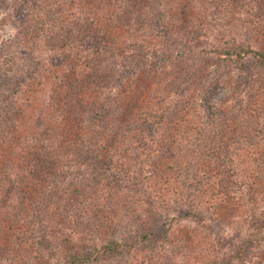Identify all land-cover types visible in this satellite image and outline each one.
I'll return each instance as SVG.
<instances>
[{"label": "rangeland", "instance_id": "rangeland-1", "mask_svg": "<svg viewBox=\"0 0 264 264\" xmlns=\"http://www.w3.org/2000/svg\"><path fill=\"white\" fill-rule=\"evenodd\" d=\"M199 1L208 3V0H173L175 9H183L187 3L196 9L200 17L204 12L201 11L203 4H197ZM238 1L242 4L240 15L253 21L251 32L264 48V0H251L252 4L247 0ZM226 5L225 16V11L234 12L229 2ZM67 9L71 10L70 14L87 16L94 27L106 31L110 27L108 20L114 6L110 0H0V73H6L10 79H22L23 91L30 87L33 91L24 96L22 92L18 99L25 116L20 117L23 125L18 126L15 146L5 148L7 157L17 153L25 143L30 144L27 138L38 133V143L53 158L58 157L63 163L67 159L62 149L66 145L63 136L72 134L74 126L70 120L63 118L64 112L52 113L50 98L59 95L56 86H67L75 79L86 80L87 72V69H82L83 66L76 72L70 71L75 63H69V58L64 59L69 41L64 37L66 28L61 27ZM110 34L111 40L113 36L126 41L124 46L127 48L141 41L158 42L155 41L156 36L154 38L148 32L140 31L136 35L115 26L110 29ZM24 48L38 51L36 58L22 55L20 50ZM41 49L45 52L41 53ZM102 49L105 54L86 58L89 55L86 52L79 58L73 57V60L80 59L89 64L91 61L96 65L100 62L99 66L106 68L111 64L106 59L112 53V45L102 46ZM126 56L118 54L116 58L124 62ZM223 70L222 66L210 65L206 77L215 80ZM176 71L175 64L170 61L154 75L142 74L123 83V92L116 90L120 91L117 97V92L107 85H101L105 87L101 92L99 89L94 92L91 88L86 93L87 100H96L94 102L98 104H111L112 108L114 102L116 120L125 123L117 135L124 146L121 157L128 163L123 166V171L117 174L112 171V176L102 175L96 166L92 167L93 172L88 173V168L81 165L83 176L79 174L82 177L78 178V190L67 183L56 187L44 183L30 188L31 204L25 208V214L14 222L8 220L9 212L5 215L7 218L0 219V264H53L56 259L81 255L88 250L94 241L90 228H95L96 234L101 233V238L112 240L128 230L133 229L137 233L141 226L150 229L156 217L165 212L184 218L187 211L189 218L170 225L164 237L154 239L138 251L129 254L121 252V264H238L233 259L236 242L244 243L256 236L258 241L264 238V141H261V136L257 138L254 134L252 138L230 146L227 158H222L220 167L221 170L231 167L225 180L217 178L219 165L208 158L200 159L202 163L198 168L203 171L195 178L189 175L187 178L185 171L182 172L190 171L187 166L178 169L177 162L191 163L193 157L178 159L181 155L172 156L175 151L171 144L173 141L175 145L173 139L177 134L171 130L173 127L159 142L147 139L148 125L160 128L166 117L169 122L176 118V125L181 123L177 119L184 107L179 106V98L173 96L171 87ZM252 74L248 82L253 81L252 88H255V110L264 115V70L261 68ZM248 88L241 90L240 99L244 106L247 105ZM226 92L227 85L224 83L216 90L215 100L222 98ZM176 101L178 105H174ZM25 105L30 107L26 109ZM58 109L64 110L56 106ZM169 124L173 126V123ZM86 131V126L81 127L80 148L84 164L93 159L91 146L86 142ZM227 135L228 132L224 131V136ZM211 136L215 139L216 132ZM204 161L215 167L213 171L210 172ZM139 162L146 163L147 170L153 171L141 174L145 179L143 188L120 189V180H126L130 171L138 168ZM136 174L133 176L136 177ZM217 179L227 184L217 186ZM179 209L181 212L178 214ZM89 211L91 217L88 219ZM253 252L255 264H264V243ZM119 253L118 249L116 254ZM117 258L112 252L104 253L88 264H116Z\"/></svg>", "mask_w": 264, "mask_h": 264}, {"label": "trees", "instance_id": "trees-1", "mask_svg": "<svg viewBox=\"0 0 264 264\" xmlns=\"http://www.w3.org/2000/svg\"><path fill=\"white\" fill-rule=\"evenodd\" d=\"M110 1L113 2L114 11L109 17L110 27L106 31L94 27L89 18L81 16V13L70 14L68 12L71 10L67 9L66 15L64 14L61 29L66 28L64 37L69 41L67 46L65 45L67 56L64 59L69 58V63H75L70 71L76 72L82 66L83 70L87 69L86 80L80 78L64 87L56 86L59 95L56 98H50L52 113L64 112L63 118L70 120L74 126L72 134L63 136L66 145L62 146V149L65 151V156L67 155L64 163L60 162L58 157L53 158L48 150L38 143L40 142V135L37 138L38 133L27 138L30 144L25 143V146L17 153L9 157L5 155L6 147L11 149L15 146L19 134L18 126L23 125L20 117L25 114L18 99L22 92L24 96L25 93L33 91L31 87L23 91L22 79H10L6 73H0V219L7 218L5 215L9 212L11 214L8 220L18 221V217H22L25 214V208L31 204V195L29 196L28 190L35 186L48 183L56 187L67 183V185L76 186L78 190L77 182L80 181L78 178L83 176L80 173L81 165L88 168V173L93 172V166H96L102 175L112 176V171L116 174L123 171V166L128 162L121 157L123 154L121 149L124 146L121 145L120 136L117 134L122 131L121 128L125 123L116 120L113 114L114 102L112 108L111 104H98L94 102L96 100H87L86 93L91 91V88L94 92L98 89L101 92L105 89L101 85H107L109 89L117 92L115 95L117 97L124 87L123 83L130 82L142 74L154 75L158 69L170 61L175 64L177 70L171 83L172 94L179 98V106L184 107L177 119L181 123L176 125V118L169 122L166 117L160 128L148 125L146 130L149 132L145 135L147 139H156V143L163 136L168 135L169 129L173 127L171 130L177 134H174L173 139L175 145L173 141L171 144L175 151L172 156L181 155L178 159L193 157L191 163L176 160L178 169L181 167L184 169V166L190 169L189 172L182 170V172L185 171L186 177L189 175L195 178L200 171H203L198 168L202 163L200 159L208 158L212 163L219 165L217 178L221 177L225 180L230 174L231 167L223 170L220 167L222 158H227L230 146L250 139L254 134L257 138L261 136V141H264L262 134L264 133V115L255 110L257 106L255 88H252L253 81L248 82L252 73L261 68L264 70V48L251 32L250 26L253 21L240 15L239 7L242 4L239 1L227 0L234 12L230 14L225 11L226 16L223 14L225 6L227 7L226 0H208V3L199 1L197 4H203L201 11L204 12L200 17L196 9L192 5L188 6L187 3L183 9H175L173 0ZM247 3L254 2L247 0ZM113 26L117 29L122 28L128 33L134 32L136 35L140 31L148 32L150 36L154 38L156 36L155 41L158 42L153 44L141 41L127 48L124 46L126 41L122 42L113 36L111 40L110 29ZM107 45H112L110 50L112 53L106 59L108 63L111 62L106 68L99 66L100 62L96 65L90 60V64L83 63L80 59L73 60V57L79 58L86 52L89 54L86 58L94 54H105L102 46ZM20 52L34 59L38 51L24 48ZM40 52L45 51L41 49ZM118 54H127L124 62L116 58ZM210 65L224 67L222 74L215 80L206 77ZM111 78L112 81H109ZM224 83L227 85L226 94L215 100L216 90ZM247 86L249 87L246 94L247 105L244 106L240 95L242 88ZM174 105H178L177 101ZM56 106L62 107L65 111L56 110ZM29 107L25 105L26 109ZM169 123H173V126ZM83 126L87 127L86 142L91 146L90 150L93 154V159L86 164L83 162L82 148H80L82 142L80 130ZM159 129H162L161 133ZM224 131L228 132L227 136H224ZM215 132L217 137L214 139L211 135ZM214 143L219 145L215 146ZM154 157L160 159L157 154H154ZM206 163L210 172L213 171L215 167ZM139 166L130 171L126 180H120V189L143 188L142 182L145 179L141 177V174L145 172L150 174L153 171L147 170L148 166L144 162H139ZM135 173H137L136 177L133 176ZM217 181V186L227 184L221 183L220 179ZM180 212L179 209L178 214ZM185 212L184 218L165 212L156 217L153 225L149 226L150 229H144L141 226L137 233H134L133 229L128 230L126 233L117 234L112 240L101 238L99 236L101 233L96 234L94 232L96 229L90 228L94 241L88 250L81 255L64 257L63 260L56 259L53 264H88L109 252L118 257L116 264H121L119 261L123 256L122 253L136 252L144 245L151 244L154 239L164 237L170 225L189 218V212ZM87 216L88 219L91 217L90 211ZM199 221L201 222V219ZM199 221H197L198 225ZM236 243L233 248L234 261L238 264H255L256 256L253 251L259 245H263L264 238L258 241L256 236L250 241ZM118 249L119 255L116 254Z\"/></svg>", "mask_w": 264, "mask_h": 264}]
</instances>
